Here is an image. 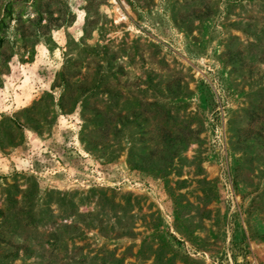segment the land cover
Returning <instances> with one entry per match:
<instances>
[{"label":"rangeland","instance_id":"374dc122","mask_svg":"<svg viewBox=\"0 0 264 264\" xmlns=\"http://www.w3.org/2000/svg\"><path fill=\"white\" fill-rule=\"evenodd\" d=\"M0 264H264V0H0Z\"/></svg>","mask_w":264,"mask_h":264}]
</instances>
